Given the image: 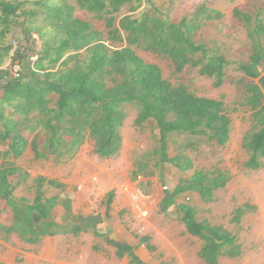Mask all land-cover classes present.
<instances>
[{"label": "trees", "instance_id": "obj_1", "mask_svg": "<svg viewBox=\"0 0 264 264\" xmlns=\"http://www.w3.org/2000/svg\"><path fill=\"white\" fill-rule=\"evenodd\" d=\"M184 1L197 5V15L175 22L154 0H0V199L13 213L11 225L0 228L7 234L38 243L46 235L96 229L102 217L74 215L70 198L63 202L69 221L56 222L53 211L60 197H46L44 187L65 186L53 179L36 178L33 201L16 196L29 173L15 160L30 146L36 158L54 155L59 161H69L88 141L93 142V153L99 158L119 154L124 145L127 103L138 109L136 126L155 121L163 163L194 168L188 157H171V134L208 135L218 146L229 143L232 116L225 103L199 96L185 83L171 82L158 64L145 61L135 48L167 59L176 73L187 67L199 69L215 87L224 85L230 66L243 72L236 83L242 85L256 128L244 140L249 153L246 166L253 170L263 166L264 79L259 83L255 79L264 71V7L255 15L234 9L233 16L246 24L253 42L249 61L234 63L195 40L205 21L221 19L223 14L207 6L210 0ZM77 10L92 14V19L79 18ZM95 21L104 22L106 35ZM19 30L23 44L20 41L14 50L12 39ZM35 55L39 57L33 61ZM15 61L21 64L19 78L10 72ZM42 144L47 154L41 150ZM228 180L224 171L196 170L163 197L160 211H167L187 192L213 202L215 192ZM112 199L111 192L107 202ZM179 208L188 232L203 242L199 255L205 262L219 264L222 257L243 255L238 235L208 220H198L196 208L188 202Z\"/></svg>", "mask_w": 264, "mask_h": 264}, {"label": "crops", "instance_id": "obj_2", "mask_svg": "<svg viewBox=\"0 0 264 264\" xmlns=\"http://www.w3.org/2000/svg\"><path fill=\"white\" fill-rule=\"evenodd\" d=\"M222 1L226 8L230 7L227 6L230 1L234 2V11L240 4L236 1L249 0H213L212 3ZM165 2H175L174 7L185 3L181 0ZM211 8L224 12L221 5ZM82 148L74 159L59 161L54 155L36 158L29 146L15 160L18 167L29 173L15 195L33 201L35 180L44 176L65 186L64 189L48 184L44 187L46 197H60L61 202L53 211L56 222L69 221V211L63 204L68 198L72 199L74 215L99 214L102 222L95 230L46 235L38 243L25 242L17 234H7L0 228V264H208L199 255L202 240L191 235L182 221L183 212L179 208L183 203L182 195L167 211H160L161 200L170 191L162 188L156 168L149 166L150 170L155 169L150 173L141 168L134 149L129 151L125 136L123 149L111 158L102 159L95 154L89 158ZM2 163L0 158V166ZM111 192L113 199L109 204ZM184 194L193 198L192 206L199 205L202 198L199 193ZM5 208L6 204L0 199V226L7 227L12 223L13 213ZM172 210L178 213L177 221L167 215ZM178 229L185 231V237L180 236ZM187 237L199 240L197 246L190 245L184 239Z\"/></svg>", "mask_w": 264, "mask_h": 264}, {"label": "rangeland", "instance_id": "obj_3", "mask_svg": "<svg viewBox=\"0 0 264 264\" xmlns=\"http://www.w3.org/2000/svg\"><path fill=\"white\" fill-rule=\"evenodd\" d=\"M155 1L175 22H180L186 16L191 18L198 12L196 4L187 7L192 3L191 1L175 7V2L169 4L165 2L166 0ZM212 2L213 0H210L207 6L211 8L221 5L224 9L222 12L224 16L221 19L205 21L196 34V42L206 44L208 48L224 55L234 63L249 61L253 52V42L248 36L246 24L233 16L234 2L230 1L227 5L230 6L228 8L226 5L224 6L225 1ZM237 2H240L237 8L252 15H255L260 7H264V0ZM125 10L126 7L123 8V11ZM76 16L85 20L92 19V14L82 10H77ZM95 26L105 35L107 34L108 30L105 28L104 22L95 21ZM23 39L24 37L20 33L12 39V43L14 40H18L23 44ZM262 42L264 44V38ZM118 45L122 46L123 43L119 42ZM135 49L145 61L158 64L163 70L164 77L171 82L185 83L191 91L199 96L222 100L231 110L232 132L231 139L226 146H218L208 135L171 134V157L182 155L184 158L188 157L193 163L194 168L186 170L171 162H161L160 132L155 121L147 122L144 127L136 126L135 118L138 109L133 104L127 103L124 105V110L128 116L122 133L129 141V151L134 149L143 170L145 168L150 173L155 169L151 168L150 170L149 166L156 168L160 184L162 188L166 189L165 192H172L180 185L181 180L191 177L196 170L211 174L217 173V171L226 172L229 177L227 185L215 192L213 202L207 203L199 198V205L196 207L197 219L208 220L212 224L238 235L243 244L244 251L241 257H224L221 264H264V157L262 158L263 166L260 169L253 170L246 166L249 153L244 148V140L247 135L256 131V128L253 124V111L246 104V94L242 85L236 83L244 73L236 70L235 65H232L227 69V80L224 85L215 87L212 79L201 75L199 69L187 67L184 72L176 73L171 62L167 59L141 48ZM261 78H264V71L262 76L255 81L259 83ZM190 142L192 145L187 146ZM82 149L89 158L93 157L92 141L86 142ZM41 150L47 154L44 144H42ZM188 196L190 194L182 195L181 200L188 203L194 202L191 196V200H188ZM240 214L242 215L237 220ZM167 215L172 221H177L178 213L175 210ZM180 225L182 224L180 223ZM177 231L181 233V237H185V231L179 229ZM184 239L192 246H197V242H199L193 237Z\"/></svg>", "mask_w": 264, "mask_h": 264}, {"label": "built area", "instance_id": "obj_4", "mask_svg": "<svg viewBox=\"0 0 264 264\" xmlns=\"http://www.w3.org/2000/svg\"><path fill=\"white\" fill-rule=\"evenodd\" d=\"M34 38H36L37 40H39V37L37 34H34ZM19 42L18 40H14L13 41V46H14V50L15 48L18 47L19 45ZM107 44H110L109 42H107ZM12 54H14V52H12ZM33 61H36L38 59V55H35V56H32L31 58ZM11 63V62H10ZM20 70H21V64L19 61H15L14 64H12L10 66V72H11V75L16 77V78H19V75H20ZM190 198H188L189 200Z\"/></svg>", "mask_w": 264, "mask_h": 264}]
</instances>
